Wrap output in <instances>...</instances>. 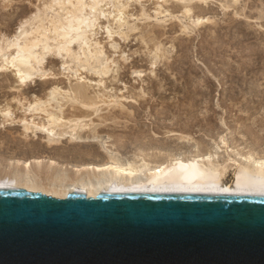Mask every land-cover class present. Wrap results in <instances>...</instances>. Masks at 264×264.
Wrapping results in <instances>:
<instances>
[{"label":"rangeland","instance_id":"obj_1","mask_svg":"<svg viewBox=\"0 0 264 264\" xmlns=\"http://www.w3.org/2000/svg\"><path fill=\"white\" fill-rule=\"evenodd\" d=\"M45 1L0 0V41L13 38ZM230 1L193 3L191 20L176 0L115 2L125 12L126 36L118 34L116 4L103 3L106 14L92 33L110 73L102 75L96 64H78L53 54L43 66L47 79L36 77L21 87L15 73H1L0 177L31 171L47 182L75 180L89 173L83 167L105 165L112 158L133 161L139 151L154 149L193 152L198 144L224 157L228 148L224 139L229 152L264 155V0ZM200 15L209 22L195 28L190 22ZM185 23L187 31L182 28ZM157 43L166 51L154 64L151 52ZM81 83L91 97L116 99L122 106H103L94 114L68 103L64 114L86 117L91 128L76 134L67 128L59 129L58 135L47 129L26 134L24 119H33L38 126L48 121L43 112H30V103L51 101L53 88L65 91ZM51 102L54 110L48 109L57 112V103ZM7 107L13 119L8 122L1 112ZM181 133L191 141H180Z\"/></svg>","mask_w":264,"mask_h":264},{"label":"water","instance_id":"obj_2","mask_svg":"<svg viewBox=\"0 0 264 264\" xmlns=\"http://www.w3.org/2000/svg\"><path fill=\"white\" fill-rule=\"evenodd\" d=\"M0 264H264V194L0 188Z\"/></svg>","mask_w":264,"mask_h":264},{"label":"bare ground","instance_id":"obj_3","mask_svg":"<svg viewBox=\"0 0 264 264\" xmlns=\"http://www.w3.org/2000/svg\"><path fill=\"white\" fill-rule=\"evenodd\" d=\"M176 1L183 3L185 8L183 9L184 17L191 20L193 3L206 2L208 0ZM239 1L233 0L234 3H238ZM108 2L122 3L121 0H46L43 2V6L38 8L29 20L22 23L19 28L20 30H18L19 32L13 38H6L4 36L0 41V75L6 71H12L18 78L21 87L26 85L28 81H33L36 77H48L46 71L43 70V66L45 67L44 62L47 59L46 57L51 54L60 56L64 60L71 59L70 62H78V64L88 66L96 64L100 67V74L102 75L110 73L111 68L105 63L106 60L103 62V48L99 42L93 39L95 34L92 33L100 16L106 14L103 9L105 5L102 7L103 3L108 4ZM229 2L231 3L230 0ZM119 5H115L117 15L114 18L117 21L116 24H118V34L126 36L123 30L128 23L124 18L125 12L122 11V8L118 7ZM228 5L231 6V4L227 3V7ZM205 21L209 22V19L206 20L205 17L200 15L196 16L190 24L196 28L204 25ZM182 28L185 31L190 29L186 23ZM111 30L113 31V29ZM131 30L133 31V29ZM157 44H155V48L153 46L154 50L153 48L150 49V51L153 50L151 53L154 54V64L159 63V60L165 57L166 51L163 50V45ZM75 45L77 49H75ZM89 92L85 84L82 85V83L76 86L71 85L70 89L65 91L62 88H53L49 96L51 101L57 103L59 113L58 111L54 112L50 110L54 108L50 104L52 103L51 101L38 99L30 103V108L28 107L30 112H43L47 115L48 121L38 126L32 122L33 119L31 122L27 121L28 119H24L23 123L26 134L30 131H43L45 129L50 133H56L59 129L65 128L76 134L77 132H83L91 128L92 124L86 121V117L74 115L67 117L68 115L64 114L62 109L68 103L81 105L83 108L88 109V111H93L94 114L102 112L103 106L110 109L122 106L119 100H106L103 96L100 97L99 95L91 97V93L89 94ZM10 108L7 107L1 111L4 117L7 118V122L9 121L8 118L12 119ZM33 134L35 135L36 131ZM178 137L184 143L192 139L189 135L184 134ZM226 141V139L222 141L223 145L228 147H226L227 152L224 157L217 156L219 151L217 153L213 150L205 149L206 145L202 146L200 144L196 146L197 148L193 152H168L166 150L163 151V149H154L153 153H149L146 150H141L133 161L120 162L112 158L105 165L83 167L90 174L88 172L87 175L80 174L82 176H78V178L74 176L77 178L75 180H71L68 177V179L66 178L64 181L59 182L54 181L55 179L53 178L55 177H53V181L48 180L49 182H47L46 178L45 180L39 178V175L36 176L34 174L37 172L31 173V171H26L28 173L23 176L22 174L19 176V173L18 176L6 175L2 177V175L0 177V188H22L30 192L42 193L58 199H65L69 194L76 191H83L87 197L96 198L104 193V191L110 190L261 194L259 188L261 181H264V155L255 156V154L247 151L244 155L234 152L233 154L229 152V146ZM242 153L244 152L242 151ZM34 161H37L36 163L39 164L42 163L38 159ZM25 164L26 168L29 169L31 162ZM70 174L68 175L70 176ZM62 178L64 179L65 176H62L60 180H63ZM71 178L73 177L71 176ZM229 178L231 181H228ZM69 179L71 181L67 182L66 180Z\"/></svg>","mask_w":264,"mask_h":264},{"label":"snow or ice","instance_id":"obj_4","mask_svg":"<svg viewBox=\"0 0 264 264\" xmlns=\"http://www.w3.org/2000/svg\"><path fill=\"white\" fill-rule=\"evenodd\" d=\"M259 191L264 194V181H261Z\"/></svg>","mask_w":264,"mask_h":264}]
</instances>
